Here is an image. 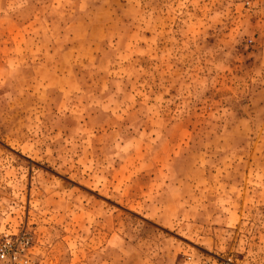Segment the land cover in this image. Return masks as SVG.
Listing matches in <instances>:
<instances>
[{"label": "rangeland", "instance_id": "obj_1", "mask_svg": "<svg viewBox=\"0 0 264 264\" xmlns=\"http://www.w3.org/2000/svg\"><path fill=\"white\" fill-rule=\"evenodd\" d=\"M28 264H264V0H0V242Z\"/></svg>", "mask_w": 264, "mask_h": 264}, {"label": "built area", "instance_id": "obj_2", "mask_svg": "<svg viewBox=\"0 0 264 264\" xmlns=\"http://www.w3.org/2000/svg\"><path fill=\"white\" fill-rule=\"evenodd\" d=\"M31 239L26 233L5 237L0 242V264H28Z\"/></svg>", "mask_w": 264, "mask_h": 264}]
</instances>
